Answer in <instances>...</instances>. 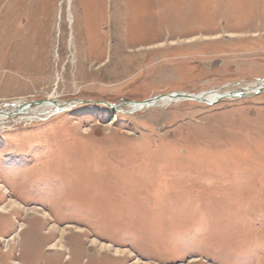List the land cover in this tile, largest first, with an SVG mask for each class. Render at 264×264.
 I'll list each match as a JSON object with an SVG mask.
<instances>
[{
  "label": "rangeland",
  "instance_id": "374dc122",
  "mask_svg": "<svg viewBox=\"0 0 264 264\" xmlns=\"http://www.w3.org/2000/svg\"><path fill=\"white\" fill-rule=\"evenodd\" d=\"M263 82L264 0H0V113L71 108L0 122V264H264Z\"/></svg>",
  "mask_w": 264,
  "mask_h": 264
},
{
  "label": "bare ground",
  "instance_id": "6f19581e",
  "mask_svg": "<svg viewBox=\"0 0 264 264\" xmlns=\"http://www.w3.org/2000/svg\"><path fill=\"white\" fill-rule=\"evenodd\" d=\"M259 87H264V82H263V84L262 85H260V86H256L255 87V89H253L252 91H256ZM244 92V91H243ZM248 92V91H247ZM246 92V93H247ZM251 92V91H250ZM197 96H200L202 99H204V100H206V101H211V102H215L216 100H219V99H221L222 98V94H218V93H216V92H210V93H206V94H200V95H197ZM238 98V97H237ZM158 101H160L161 103H163V104H167V103H169V102H171V101H169L167 98H162V99H160V100H156V101H154V103L156 104ZM176 102V101H175ZM21 103V102H20ZM19 103V104H20ZM153 103V104H154ZM17 104H18V102H15L14 103V110L12 111V112H7V113H3V112H1L0 113V122H2V121H4L5 119H8V118H13L15 115H19L22 119H23V116H25V118H27L26 116L28 115V113H27V111H29L30 110V108H27L26 106H24V107H22L21 109H17ZM22 105V104H21ZM74 106V105H73ZM152 106V105H151ZM37 109H39V108H41V109H43V111L46 113L45 115L47 116V117H49L50 115H52V114H57V113H59V112H61V111H64V110H67L68 108L69 109H71L70 108V106L68 107V105L67 104H62V105H60V104H58L56 101H45V102H43V103H41L40 105H37V106H35ZM141 107H140V105H137L134 109H140ZM31 112V111H30ZM38 115V114H37ZM27 120H28V118H27ZM31 214H33V213H31ZM51 229H53V228H50V230ZM62 232H63V230H62ZM55 246V245H54ZM99 247V249L101 250V249H105V246L103 245V244H99L98 245ZM115 253H118V251H115Z\"/></svg>",
  "mask_w": 264,
  "mask_h": 264
},
{
  "label": "water",
  "instance_id": "95a60500",
  "mask_svg": "<svg viewBox=\"0 0 264 264\" xmlns=\"http://www.w3.org/2000/svg\"><path fill=\"white\" fill-rule=\"evenodd\" d=\"M264 88L263 87H259L255 93H259L261 91H263ZM242 96H248L247 93L245 92H234V93H227L225 95L222 96V98L227 97V98H236V97H242ZM162 98H167L169 101L171 102H175V101H179V100H188V101H196V102H202V103H206V104H212L214 102L211 101H206L204 99H202L200 96L197 95H190V94H184V93H171V94H167L164 96H157L154 97L152 99L146 100L142 103H137V105H140L141 108L146 107V106H150L152 104V102L156 101V100H160ZM44 101H38V102H29V103H24V104H17V109H21L22 107L26 106L27 108H30L32 106H37L40 105L41 103H43ZM15 106V105H13Z\"/></svg>",
  "mask_w": 264,
  "mask_h": 264
}]
</instances>
